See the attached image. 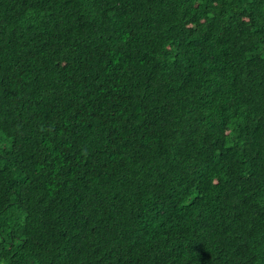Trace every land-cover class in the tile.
<instances>
[{"label": "trees", "instance_id": "trees-1", "mask_svg": "<svg viewBox=\"0 0 264 264\" xmlns=\"http://www.w3.org/2000/svg\"><path fill=\"white\" fill-rule=\"evenodd\" d=\"M0 264H264V0H0Z\"/></svg>", "mask_w": 264, "mask_h": 264}]
</instances>
